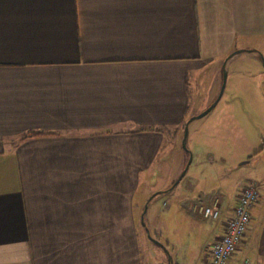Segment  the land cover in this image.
Listing matches in <instances>:
<instances>
[{
	"label": "crops",
	"instance_id": "obj_1",
	"mask_svg": "<svg viewBox=\"0 0 264 264\" xmlns=\"http://www.w3.org/2000/svg\"><path fill=\"white\" fill-rule=\"evenodd\" d=\"M243 52L264 64V0H0V264H170L168 253L207 264L252 181L263 188L229 264H264V145L238 150L255 162L227 201L168 196L185 168L178 149L162 177L163 146L216 100L223 65ZM223 154L209 152L218 175ZM216 200L210 234L182 254L145 229L195 226L209 219L199 203Z\"/></svg>",
	"mask_w": 264,
	"mask_h": 264
},
{
	"label": "rangeland",
	"instance_id": "obj_2",
	"mask_svg": "<svg viewBox=\"0 0 264 264\" xmlns=\"http://www.w3.org/2000/svg\"><path fill=\"white\" fill-rule=\"evenodd\" d=\"M250 54L243 52L240 58L230 67L227 63L223 65L222 94L214 108L189 123L187 149L181 146L183 127L180 131L181 136L178 144H165L163 146L161 153L168 157L163 164L162 177H166L176 169L178 153L175 150L178 149L184 154L183 163L185 166L191 157V162L184 177L168 196L182 190L186 195L189 194L193 201H197L200 197L205 198L208 195L218 194H221L223 199L227 201L233 195L236 183L240 178L250 175L248 170L255 161L246 164L247 159L237 160L238 150L246 144L264 145V101L257 96L264 95V74L260 73L264 72V64L262 62L261 67L254 65ZM262 58L264 60V54H262ZM204 92L205 89L200 97H205ZM220 92L221 89L216 99ZM251 97L253 98L252 101L250 100ZM213 102L210 100L207 103H210V106ZM251 105H254V107H251ZM196 111L194 115L199 114ZM210 118L216 120L215 122L218 119L221 123L220 126L218 122L216 123L217 126H214L215 123L213 124L212 121L205 123ZM211 149L215 153L224 151V160L219 159L217 155L213 158L215 163H221L223 166L219 175L211 169L208 160ZM189 185L191 187H188ZM170 187L171 185L167 189ZM160 198H157L156 201ZM149 203L147 204L149 206L148 213L152 208V204ZM158 203L157 206L161 207L160 211H164L162 210V200L160 199ZM170 203L173 206L176 205L173 200ZM174 218L180 219V214L174 215ZM182 218L181 224L177 227L173 225V221L168 224L165 222L162 225L163 221L161 219V224L157 228L149 224L151 235L158 233L161 237L160 242L167 243L173 252L180 250L181 254L187 251L189 243L199 244L204 237L208 236L210 228L216 221L213 219H197L195 221L197 224L194 226L190 224V219V221H187V217L186 220ZM154 246L161 250L160 246L156 244ZM192 247L196 248L197 245ZM164 257V263L167 264L166 256L164 255ZM174 258L177 259V256H174Z\"/></svg>",
	"mask_w": 264,
	"mask_h": 264
},
{
	"label": "built area",
	"instance_id": "obj_3",
	"mask_svg": "<svg viewBox=\"0 0 264 264\" xmlns=\"http://www.w3.org/2000/svg\"><path fill=\"white\" fill-rule=\"evenodd\" d=\"M262 188V182L252 181L238 192L236 205L232 215L227 218L223 234L208 249L207 264H229L243 242L251 222L252 207L259 200ZM217 203V200L211 204L201 202L197 209L203 217L218 220L221 211ZM240 264L251 262L243 259Z\"/></svg>",
	"mask_w": 264,
	"mask_h": 264
},
{
	"label": "water",
	"instance_id": "obj_4",
	"mask_svg": "<svg viewBox=\"0 0 264 264\" xmlns=\"http://www.w3.org/2000/svg\"><path fill=\"white\" fill-rule=\"evenodd\" d=\"M222 90H223V85H222V87H221V92H220V94H219V96L217 97V99L208 107V108H206L204 111H202V112H200L199 114H196V115H194V116H192V117H190L189 119H188V121L186 122V124H185V126H184V134H183V138H182V146H183V148L184 149H187V137H188V127H189V123L192 121V120H194V119H196V118H199V117H202L203 115H205L207 112H209L215 105H216V103H217V101L219 100V98H220V96H221V94H222ZM190 162H191V157H190V159L188 160V162H187V164H186V166H185V168L183 169V171H182V173L180 174V176L176 179V181L174 182V184L173 185H175V184H177L181 179H182V177L184 176V174L186 173V171H187V169H188V167H189V164H190ZM172 188V186L169 188V189H171ZM146 210H147V204L145 205V209H144V213L146 212ZM142 219H144V214L142 215ZM143 223H144V221H143ZM146 230H147V232H148V235H149V237L153 240V241H155L156 243H158V244H160L161 246H163V248L166 250V252H167V249H166V247L159 241V240H157V239H155L154 237H152V235H151V233H150V231H149V228H147L146 227ZM168 259H169V261H170V264H172L171 262V260H172V257H171V255L168 253Z\"/></svg>",
	"mask_w": 264,
	"mask_h": 264
},
{
	"label": "trees",
	"instance_id": "obj_5",
	"mask_svg": "<svg viewBox=\"0 0 264 264\" xmlns=\"http://www.w3.org/2000/svg\"><path fill=\"white\" fill-rule=\"evenodd\" d=\"M38 134H44V132H29V135L34 136Z\"/></svg>",
	"mask_w": 264,
	"mask_h": 264
}]
</instances>
